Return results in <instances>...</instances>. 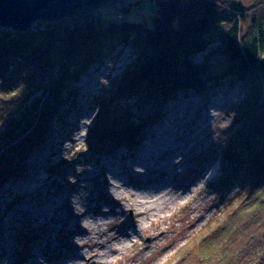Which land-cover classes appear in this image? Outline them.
Wrapping results in <instances>:
<instances>
[{
	"label": "trees",
	"instance_id": "trees-1",
	"mask_svg": "<svg viewBox=\"0 0 264 264\" xmlns=\"http://www.w3.org/2000/svg\"><path fill=\"white\" fill-rule=\"evenodd\" d=\"M156 8L151 26L123 18L105 24L101 19L37 22L25 32L0 28V86L6 90L11 78L28 73L29 81L38 78L44 88L28 115L9 120L1 135L0 189L23 177L27 160L47 140L52 121L59 119L60 107L71 101V85L120 47L131 48L134 64L130 72H122L111 93L146 108L138 125H130L128 119L110 121L100 136L109 155L135 147L142 129L187 92L204 96L215 85L245 84L254 76L264 81V0L248 8L234 0H158ZM247 19L250 25L242 30ZM213 32L218 45L210 52L222 54L227 66L225 74L210 78L204 77L208 67L192 61L209 51ZM212 78L218 83L210 87ZM261 94L259 85L251 89L239 109L238 132L221 152L222 184L226 191L234 188L232 194L179 249L175 264H264ZM14 109L15 100L0 98V123Z\"/></svg>",
	"mask_w": 264,
	"mask_h": 264
},
{
	"label": "rangeland",
	"instance_id": "rangeland-1",
	"mask_svg": "<svg viewBox=\"0 0 264 264\" xmlns=\"http://www.w3.org/2000/svg\"><path fill=\"white\" fill-rule=\"evenodd\" d=\"M261 1L234 0L245 8ZM157 2L158 0H127V8L122 12L113 8H100L83 16L66 18L63 21L101 19L105 24L126 18L151 26ZM250 19L242 23V30L248 28ZM217 38L216 33H211L210 39L213 43L209 51L193 58L192 62L195 66L209 68L204 77L208 74H210V78L216 77L226 72V58L219 52H210L218 45ZM118 51L121 53L114 59L89 69L79 78L78 82L71 85L69 91L71 95L68 93L69 96H67H72L71 101L60 107L63 108L59 110V119L52 121V132L47 140L27 160L28 169L24 172L23 177L17 179L15 184L10 180L9 183L1 187L0 264H32L35 259L42 264H52L46 263V260L78 253V250L67 247L65 245L67 243L63 240L60 243L56 234L59 225L52 224L49 221V215L43 217L44 221L40 219V221L33 222L35 212H41L44 207L49 206V200L60 202L66 196H70L72 199L76 198L75 207L77 210H65L62 214L54 213L55 216L61 218L66 213L74 215V212L79 210H86V213L91 215L90 212L93 209L100 207L118 211L119 209L113 202H110L108 207L102 203L108 199L107 195L97 192L93 185L96 184L100 187L101 183L110 179V174L135 163L134 161L137 160L136 157L141 151L138 145L146 143L151 147L157 140L154 139L155 135L165 131V128L168 130L162 138L170 141L172 136L179 133V130L184 131L181 127L183 123L187 125L193 123L196 125L191 128L195 129L193 135L199 139L197 145L187 142L190 135L182 132L186 146L189 148L195 145V148L192 157L189 158L190 165L183 167V172L175 178H169L173 180V183L180 179L187 187L192 185L195 173L199 172L207 162L209 165L205 166L203 171L219 164L218 171L208 183L199 186L183 202L179 200L174 207L172 204L170 205L172 202L170 200V203L157 204L155 209L158 211V215L152 221L149 217L147 219L137 217L126 207L123 208V216L120 219L112 216L107 218V222L114 219V224L108 227V229L113 227L114 233L137 230L139 224H142L140 235L137 238L138 242L141 247L150 245V249L142 254H138L140 249L128 247L119 254L117 264H175L179 249L187 240L196 237L195 235L203 229L202 227L206 225L208 219L215 215L217 206L232 194L234 188L226 191L227 189L222 184L221 171L224 164L221 152L228 141L238 132L239 109L245 103L251 89L258 88L259 85V92L261 90L263 92L264 81L259 80L258 82V78L256 79L254 76L251 79L248 78L245 84L233 82L232 85H227L228 87H225L226 85L216 87L215 84L218 83V80L212 78L208 85L210 87L215 85L214 90L204 96L195 94L193 91L187 92V96H180L179 100L164 108L166 112L161 111L160 117L155 122L157 123L163 118L162 122L157 125L147 124L142 129V134H140L135 147L128 150L126 147L118 148L116 152L109 155L107 145L102 143L100 136H103L108 130L110 121L112 119H130L131 123L138 125L141 123L140 119L145 114L146 108L142 109V104L133 105L130 100L119 99L111 93L115 83L123 73L130 72L134 64V55L130 47H120L116 50V52ZM123 68L126 71L121 73ZM29 76L28 73H22L20 77L11 78L6 90L0 86V98L15 100V109L11 117L0 123V138L9 120L27 116V111L35 107L36 99L44 92L43 84L39 83L40 79L29 81ZM229 76L233 79L232 75ZM211 92L213 93L210 94ZM176 95L179 96V93ZM260 100V105L263 107L262 94ZM194 102L198 107L196 109L191 107ZM45 109L43 111H46ZM70 129H72V133L69 132ZM73 135L76 137L72 141ZM168 145H172V143ZM180 152L183 150L174 151L173 155ZM169 158L171 156L164 149L155 155V161L159 163L166 162ZM138 164L136 163V165ZM82 171H85L89 178L94 177L96 181L82 185L81 179L85 177L79 175ZM9 187L11 190L7 191L6 188ZM70 203L72 205V202ZM97 218L93 217L94 220ZM43 223L46 224L44 227H42ZM156 226H160L165 234L158 239L156 244H152L148 236L155 233ZM66 240L72 247L75 246L71 238ZM162 248L166 249L160 253ZM82 264L96 263L93 260H87Z\"/></svg>",
	"mask_w": 264,
	"mask_h": 264
},
{
	"label": "bare ground",
	"instance_id": "bare-ground-1",
	"mask_svg": "<svg viewBox=\"0 0 264 264\" xmlns=\"http://www.w3.org/2000/svg\"><path fill=\"white\" fill-rule=\"evenodd\" d=\"M133 55L135 58L134 53ZM182 100H184V98H182ZM195 104L196 102H194L191 107H195L196 109L198 107L197 104ZM162 120L163 118L157 123L162 122ZM128 121L130 125L133 124L130 122V119H128ZM155 123L154 125H157V123ZM192 126L196 127L193 123L189 125L183 123L181 127L184 131L179 130V133L172 136L170 141L162 138L163 135H165L164 133L168 130L165 128V131L156 134V137L154 136V139L157 140L151 147L146 143L144 145H138L141 148V151L136 157L137 160L134 161L135 163L128 165V167H122L120 171L110 174V179L101 183L100 187L96 184L95 186L93 185L97 192L107 195L108 199L102 203L108 207V204L113 202V204L119 209L118 211H115L112 208L107 210L100 207L95 208V210L93 209V211L90 212L91 215H88L86 210H79L77 212L75 211L74 215L66 213V215L61 218L55 216L54 213L59 212L62 214L65 210H77L75 207L76 198L72 199L70 196L63 197V200L60 202L49 200V206H43L44 208L41 212L36 211L33 216V222H37V220L40 221V219L44 221L45 219L43 217L49 215V221L52 224L59 225L56 234L61 242H58L62 243L63 240L67 243L65 244L67 247L79 251L78 253H70L62 257L58 256L51 260L48 259L46 260V263L82 264L83 261L86 262L87 260H93L96 264H117L119 254L128 247H133L138 250L140 249L138 254L148 251L150 245L141 247L137 239L140 235L142 224H139L137 230L114 233L115 230L113 227L108 229L109 226L114 224V219L113 221L108 222L106 219L111 216L120 219V217L123 216V208L126 207L134 212L137 217H143L144 219L149 217L152 221L158 215V211L155 209L157 204H165L166 202L170 203V200L172 201L170 205L172 204L174 207L179 200L183 202L190 196L189 194L195 192L199 186L209 182L212 176L216 174V171H218L219 164L213 165L208 168V170L203 171L205 170V166L209 165V162L205 163L202 169L195 173L192 179L194 183L188 187L186 184H183L180 179L175 183H173V180L169 179L171 177L175 178V176L183 172V167L185 168L190 165L189 162L191 161H189V158L193 155L195 145L199 144L198 137L193 135L195 134V129H191ZM69 132L72 133V129H70ZM182 132L189 133L190 137L187 138V142L195 143V145L188 148ZM75 137L76 136L73 135L72 141ZM171 143L172 145H168ZM162 149L168 151V155H170L171 158L166 162L159 163L155 161V155ZM179 149L183 150V152L173 155L174 151ZM136 163L139 164L136 165ZM79 175L86 177L81 179L82 185L96 181L94 177L89 178L86 176L87 174L85 171L80 172ZM122 177H124V179H122ZM6 189L7 191L11 190L10 187ZM179 191L181 192L179 193ZM70 202H72V205ZM93 217L98 218L94 220ZM70 221L72 222L70 223ZM42 225V227H44L46 224L43 223ZM129 227L132 228L133 226ZM164 234L165 231L160 226H156L155 233L152 236H148L150 243L152 242V244H156L158 239ZM67 238L72 239L75 244L74 247H72L69 241L66 240ZM165 249L166 248H162L160 253H163ZM32 264L42 263H39V260L35 259Z\"/></svg>",
	"mask_w": 264,
	"mask_h": 264
},
{
	"label": "water",
	"instance_id": "water-1",
	"mask_svg": "<svg viewBox=\"0 0 264 264\" xmlns=\"http://www.w3.org/2000/svg\"><path fill=\"white\" fill-rule=\"evenodd\" d=\"M100 8L122 12L127 0H0V28L25 32L37 22L79 17ZM262 104L264 107V84Z\"/></svg>",
	"mask_w": 264,
	"mask_h": 264
},
{
	"label": "built area",
	"instance_id": "built-area-1",
	"mask_svg": "<svg viewBox=\"0 0 264 264\" xmlns=\"http://www.w3.org/2000/svg\"><path fill=\"white\" fill-rule=\"evenodd\" d=\"M119 53H121L120 51L116 52L114 55H112L111 59H114L115 56L119 55ZM109 59V60H111ZM134 59V58H133ZM126 68V67H125ZM125 68H123V70L121 71V73L125 70Z\"/></svg>",
	"mask_w": 264,
	"mask_h": 264
}]
</instances>
